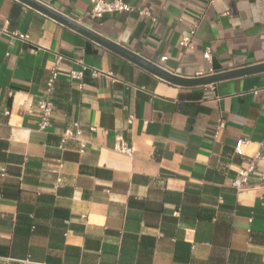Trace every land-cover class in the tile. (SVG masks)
Here are the masks:
<instances>
[{
    "label": "crops",
    "instance_id": "0c3cea01",
    "mask_svg": "<svg viewBox=\"0 0 264 264\" xmlns=\"http://www.w3.org/2000/svg\"><path fill=\"white\" fill-rule=\"evenodd\" d=\"M39 1L178 76L264 62V0H125L133 10L95 18L89 0ZM80 61L82 88L69 76ZM54 69L53 112L40 130L37 106L26 105L46 95ZM75 122L80 139L62 142ZM116 136L131 157L114 150ZM256 153L237 190L233 179ZM0 257L264 264V71L172 84L18 0H0Z\"/></svg>",
    "mask_w": 264,
    "mask_h": 264
},
{
    "label": "built area",
    "instance_id": "2783aa9c",
    "mask_svg": "<svg viewBox=\"0 0 264 264\" xmlns=\"http://www.w3.org/2000/svg\"><path fill=\"white\" fill-rule=\"evenodd\" d=\"M90 1V10H89V16L91 18L100 17L104 13H110V12H123V11H131L133 10V7L126 2L125 0H89ZM211 1V0H210ZM141 14H146L147 12L145 10L140 11ZM196 32V26L194 25L192 28L188 29L187 32L182 36L180 40V45L187 46L193 36ZM20 38L25 39L27 36L25 34H18ZM203 56L205 59H209L211 56V49L210 47H207L203 53ZM61 59V56L57 57V61ZM81 68L79 70H71L69 73V76L73 80H77L79 82L78 86L82 88V78L84 74V70L87 68V66L80 61ZM94 75L97 74V72L93 73ZM57 72L54 69L52 71L51 77L47 81V87H46V95L42 98H39L36 100L34 104L27 103L26 109L28 112L32 110L33 105L37 106L40 117L38 122V129L43 130L45 129L49 124L51 120V115L53 112V101L50 97L51 91L53 88V81L56 78ZM209 75V73H203V72H197L195 77H201ZM132 117L128 119V121H131ZM75 128H67L63 130L61 133V141L64 142L67 138H76L80 139L81 129L78 127V123H74ZM224 127V119L220 118L216 124L214 136H217L218 132ZM91 130H95L96 128L94 126L90 127ZM242 140L237 141L235 150L238 153H241V145ZM84 148V143H81V151ZM114 150L120 154L126 155L128 157H131L133 155V148L121 137L116 136L115 137V143H114ZM259 154L256 153L254 156L247 159V163L245 167L241 168L238 175L233 179L232 183L233 186L239 190L242 187L246 186L248 184L250 175L255 170V164L256 160L258 159ZM61 179H56V184L58 185L60 183ZM0 261L2 264H41L39 262H35L29 258H13V257H0Z\"/></svg>",
    "mask_w": 264,
    "mask_h": 264
},
{
    "label": "water",
    "instance_id": "95a60500",
    "mask_svg": "<svg viewBox=\"0 0 264 264\" xmlns=\"http://www.w3.org/2000/svg\"><path fill=\"white\" fill-rule=\"evenodd\" d=\"M26 6L35 9L50 18L56 20L62 25L86 36L87 38L97 42L98 44L108 48L109 50L117 53L123 58L129 60L130 62L146 69L147 71L155 74L159 78L168 81L172 84L180 86H200L221 81L224 79L239 77L247 74H253L264 71V62L259 64H254L251 66H245L231 71L219 72L215 74H209L201 77H182L173 74L156 63L140 56L139 54L133 52L132 50L126 48L125 46L114 42L104 36L98 34L88 26L82 24L81 22L75 20L74 18L54 9L52 6L41 2L39 0H18Z\"/></svg>",
    "mask_w": 264,
    "mask_h": 264
}]
</instances>
